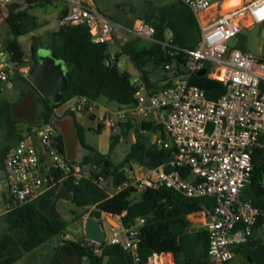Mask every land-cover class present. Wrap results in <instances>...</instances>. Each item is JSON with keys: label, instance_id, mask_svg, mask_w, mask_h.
Returning <instances> with one entry per match:
<instances>
[{"label": "built area", "instance_id": "1", "mask_svg": "<svg viewBox=\"0 0 264 264\" xmlns=\"http://www.w3.org/2000/svg\"><path fill=\"white\" fill-rule=\"evenodd\" d=\"M65 1L68 10L60 19V26H86L95 44H111L116 32L120 45L132 38L157 42L155 28L144 21L138 20L129 28L115 24L84 0ZM180 1L195 14L201 29L196 48L186 52V62L182 65L184 74L170 87L153 93L136 78L137 105L117 111L114 118L106 122L117 133L134 111L145 116L151 114L148 122L163 127L162 148L168 151L169 159L156 168L132 166L125 183L107 193L113 198L124 190L143 194L167 188L188 198L214 199L216 205L208 213L206 223L208 256L211 264H231L235 249L253 238L259 218L264 217L263 211L242 198L243 190L253 178L254 150L264 148V57L256 58L240 48L230 49L228 42L238 38L248 26L264 25V0L239 3L230 8H224V2L214 4L210 0ZM13 2L0 0V5ZM215 7L221 11L218 16L208 20L201 18ZM172 39L173 33L168 31V40L162 44L168 46ZM120 45L117 52H121ZM116 53L110 56L109 62L114 61ZM26 62L29 63L21 66L11 62L10 56L7 59L0 56V82L10 83V75L15 71L28 77L32 62ZM177 66V63L167 64L165 68L175 71ZM202 69H207V76L227 88L216 101L208 99L205 91L190 81ZM71 101H74L71 110L88 113L94 110L96 103L77 97ZM30 132L37 142L21 141L9 150L4 160L0 191H7L8 200L3 214L43 198L68 179L77 184L91 176L90 166L69 159L61 151L57 140L60 132L55 122L33 126ZM99 182L104 179L100 178ZM95 212H99L96 219L106 234L105 242L65 236L66 241L77 243L96 257L103 256L104 247L119 246L139 263L141 228L145 220L127 227L123 222L125 212L114 214L91 206L83 210L84 223ZM160 255L154 254L150 262Z\"/></svg>", "mask_w": 264, "mask_h": 264}, {"label": "trees", "instance_id": "2", "mask_svg": "<svg viewBox=\"0 0 264 264\" xmlns=\"http://www.w3.org/2000/svg\"><path fill=\"white\" fill-rule=\"evenodd\" d=\"M55 0H26L16 10L10 9V4L5 5L7 10L6 23L12 38L3 42L10 60L18 65H24L27 57L19 37L37 32L41 25L31 11L53 5ZM137 18L155 28L154 39L157 42H148L140 38H132L127 43L120 45L121 52L115 54L113 62L110 60L109 44H95L92 34L84 25L61 26L57 32L50 33L49 40L42 35H33L31 40L30 58L32 67L39 63L41 53L51 54L57 61L64 63L67 77L70 81L68 92L64 95L63 102L59 105L52 104L42 97L31 85L28 77L18 71L10 75V83L20 90V99L11 102L0 98V136L8 140H24L17 126L20 123L38 126L55 122V110L73 98H87L97 102L105 98L121 107L137 105L138 78L147 87L150 93L168 88L182 76V65L186 62V52L196 48L201 39V29L195 14L180 0L170 4L157 5L152 1H145L133 9ZM2 7L0 5V12ZM67 13V12H66ZM66 15V14H65ZM63 18V17H62ZM115 24L124 25L117 17L110 18ZM168 31L173 33V39L168 46L162 43L168 40ZM242 42L240 49L246 51V38L239 35ZM127 56L130 62L140 72V77L132 76L128 67L122 69L120 57ZM177 63L175 71H167V64ZM161 69L172 77L165 76L163 80H156L154 72ZM209 70V69H208ZM191 83L203 89L210 100H218L227 90L226 86L209 76L199 77L193 75ZM2 92L0 86V93ZM30 101L32 109L26 116L19 115L22 104ZM25 108H22V110ZM32 114V117H31ZM67 115L74 116V111L69 110ZM79 142L86 154L81 159V165L91 167V176L77 184L66 180L63 185L73 194V203L76 208L84 210L96 206L97 209L114 214L126 213L124 224L129 227L144 219L141 228L140 262L135 263L131 254L119 246L104 247L103 256H93L89 251L81 248L77 243L65 241L72 245L78 254L76 264H149L154 254L170 252L176 264H211L208 256L209 237L206 229L197 232L190 231L189 215L198 211L211 212L215 208L212 198H188L174 190L161 188L148 190L140 199H131L132 190H124L113 198H109L108 190L122 186L132 164L144 166V156L148 148L152 147L163 153V162L169 159L168 151L158 148L165 140L162 126L151 122H142L137 130L135 143L120 163H115L110 154H103L89 146L85 140V130L75 122ZM122 134H127L133 126L120 125ZM102 125L99 126L101 130ZM31 130V128H30ZM161 138L154 144L150 143L145 134L153 133ZM122 134L111 137V149L119 143ZM125 134V135H126ZM61 151L64 153L62 135L57 138ZM264 142V137L262 138ZM11 146L0 151V170ZM254 173L251 182L243 190L242 198L251 201L258 209L264 212V148H256L253 153ZM185 175H187L185 173ZM104 182L100 183L99 179ZM58 189L43 196L53 197ZM40 200V199H39ZM36 200L24 207L2 215L6 225L0 236V264H17L27 254L34 252L41 246L49 243L54 237L64 235L68 231L70 222L64 219H49L38 210ZM95 212L92 218H98ZM264 225V217H260L256 228ZM85 238V237H84ZM62 247L56 249L55 257L51 264H66L60 257ZM235 254L241 256L246 264H264V243L251 240L238 246ZM107 259V263L104 260Z\"/></svg>", "mask_w": 264, "mask_h": 264}, {"label": "rangeland", "instance_id": "3", "mask_svg": "<svg viewBox=\"0 0 264 264\" xmlns=\"http://www.w3.org/2000/svg\"><path fill=\"white\" fill-rule=\"evenodd\" d=\"M19 1L21 4H25L26 0H14V2ZM86 3L92 4L93 6L97 7L104 15H106L109 18L117 17L121 20V22L124 25L127 26H134L136 22L139 20L137 18L136 11H134V7H137V5L142 4L145 1H152L157 5H164V4H170L173 2H176L177 0H84ZM211 2H217L219 0H210ZM2 11L0 12V44H3V42L10 38V30L6 23V17H7V10L5 6L1 5ZM53 10L52 8L48 9V12L42 11V9H37L35 12H32L33 15L38 16L42 20H50L52 33L57 32L60 29V22L55 19V13L51 12ZM50 11V12H49ZM38 13V15H37ZM264 25L256 24L251 28L245 29L243 31V35L246 38V52L253 55L256 58H262L264 57V35H263ZM42 35L45 37V40H49L50 38V32L38 30L37 32L30 33L28 35L22 36L18 38V41L21 43L23 50L28 55L27 58L30 62H32L30 58V52H31V44H32V36L33 35ZM112 43L120 45L119 40V33L116 32L114 36V41ZM241 41L239 38L232 39L228 42V46L230 49H236L240 48ZM110 45V44H109ZM113 48V47H112ZM117 52V51H116ZM115 52V53H116ZM112 55V54H111ZM29 62H26L24 65H27ZM31 67V66H30ZM172 77L171 74L165 73L161 69H158L154 72V78L156 80H163L164 77ZM0 86L2 89V92L0 93V98H6L11 102H14L18 100L20 97V90L16 88L15 86L11 85L10 88L7 87L6 83H1ZM14 92V94H13ZM12 93V94H11ZM110 103L112 107L116 106L117 104L114 102H109L105 98H102L99 100V102L96 104V109H99L101 106V103ZM22 108H25L22 110ZM21 111H19V115L26 116L32 109L34 110L32 103L30 101H27L25 104H22ZM95 109V110H96ZM115 113L111 112H103L101 115L94 121L91 120L88 116L84 118L83 126L84 130L87 133V141L89 144L93 143L94 141H97V149L99 152L103 154H110L112 159L115 163H120L123 161V159L126 157L128 152L131 149V145L133 140L136 139L137 130L136 128L139 127L140 123L139 121L135 120V124L131 129H129L128 133L122 134L121 136L122 140L119 144H117L114 149H111V137L113 134L119 135L120 129L117 133L113 132L110 127L106 125V122L109 119L114 118ZM66 116H69L66 114ZM32 117V114H31ZM104 120V121H103ZM103 123L105 126V129L101 130V132H97L98 130V123ZM22 124H28L26 121ZM58 124H61V122H58ZM66 128V127H65ZM91 128L92 131L89 130ZM61 129L59 128V132ZM64 134L66 135L68 142L72 146L77 145V138L70 132V130L63 129ZM61 133V132H60ZM62 134V133H61ZM60 134V135H61ZM150 139V143L154 144L156 141H158V136L156 134H145ZM161 143V142H160ZM158 144V148L162 149V145ZM82 149V148H81ZM84 152V155L86 154V151L84 149L81 150ZM81 154V152H80ZM68 156V152L66 153ZM82 158H80L79 161H81ZM132 166L140 167L141 165L133 163ZM141 193H132L131 199H140ZM2 203L0 202V236L4 232L6 225L2 219L3 210H2ZM58 211L61 213V215L68 221H78L81 226H84V221L82 218L83 210L76 208V206L71 202H59ZM264 231V229H263ZM66 234L73 236H83V232H73L71 230H68L64 235H58L54 237L49 243L41 246L37 250H35L32 253L27 254L21 261H19L17 264H51V260L55 257L56 249L58 247H62V245L65 243ZM60 257L66 264H72L75 262L74 257L70 253L69 250H65L62 248L60 251Z\"/></svg>", "mask_w": 264, "mask_h": 264}, {"label": "crops", "instance_id": "4", "mask_svg": "<svg viewBox=\"0 0 264 264\" xmlns=\"http://www.w3.org/2000/svg\"><path fill=\"white\" fill-rule=\"evenodd\" d=\"M250 1H253V0H237L234 3H230V2H232V0H219V1L213 2V3L214 4H218L219 2H224V8H230V7H233V6H235V5L239 4V3H248ZM16 3H19V1H16ZM19 4L22 5L21 3H19ZM49 8L53 9V10H51V12L55 13V19H57L59 22H60V19L66 14V12L68 10V6H67V3H66L65 0H55L53 2V5H50V6L45 7V8H40V9H42V11L48 12ZM32 12H35V10L31 11V13ZM220 13H221V11L217 7H215L211 11L203 13L201 15V18L203 20H208V19H210V17L211 18L212 17H216ZM37 15H38V13H37ZM36 17L38 19V22L41 25V28L39 30L47 31V32L52 33L50 20H42L39 17V15L36 16ZM253 26H248V27L244 28V30L248 29V28H251ZM241 35H243V33ZM10 38H12L11 35H10ZM118 48H119V46L117 44L111 43L109 45L110 54L115 53L118 50ZM0 56L4 57L5 59H7L9 57V54L6 52L3 44H0ZM27 56L28 55L26 54V57ZM28 60L29 59L27 58V61ZM130 63L131 62H130V60H129V58L127 56L123 55V56L120 57V64L122 66V69L127 68ZM6 84H7L8 88H10L11 85H12L11 83H6ZM13 94H14V92H13ZM20 97L18 98V100L20 99ZM18 100L14 101V102H17ZM73 102L74 101L70 100V101L66 102L65 104H63L62 106H60L59 108H57L55 110V120L56 121L58 120L59 122H61L63 124V126L61 125V128H60L61 129L60 132L62 134L61 133L60 134L62 135V139H63L64 154L66 155V153L68 152V156L67 155L66 156L69 159L81 162L79 160H80V158H82L84 156V152L81 151L83 148H82V146H81V144L79 142L77 128L75 127V122L84 129L83 121H84V118L86 116H88L91 120L95 121L101 115V113H103V112L104 113L105 112L116 113L117 111L125 110L126 107H121L118 104L116 106L112 107L110 105V103H105V102L103 103L102 102L100 108L96 109V104L99 102V101H97L94 104L95 105V107L93 108L94 110L92 112H90V113H88L86 111L74 110V116H66L67 112L72 109L71 104ZM147 107H148V103L145 104V108H147ZM151 117H152L151 114H149V116H145L144 113H142L140 111H136V112L134 111V113H132V115L128 117L127 121L122 123V126H127L126 129H129L130 125L133 126L135 124V122H134L135 120H137V121L140 120L139 122L142 123L144 121H149ZM31 125L32 124H30V123H28V124L20 123V124H18L17 128H18L19 132L21 133V135L23 136L24 140H26L27 142L36 143L37 142L36 136L31 134V132H30ZM100 125H102V127H103L101 130L105 129V126L103 125L102 122L98 123L97 132H101V130L99 129ZM63 129H66L67 131L70 130V132L77 138V145L76 146L70 145L66 135L63 132ZM89 130L92 131L91 128H89ZM84 134H85L86 143L89 146H91V147L95 148L96 150H98L97 149V141H94L93 143L89 144L88 141H87V133H86V131H85ZM119 134H122V130H120ZM146 134H149V133H146ZM158 139H160V138L158 137ZM121 140H122V138L120 139V141ZM135 140H133L132 145L135 143ZM120 141H119V143H120ZM17 145H18V140L14 139V140L11 141V140H8L4 135L0 136V151L4 152L6 147L11 146V148H13V147H15ZM80 152H81V154H80ZM3 166H4V163H3ZM133 167L134 168H139V167H135V166H133ZM190 179L194 180V177L190 176ZM3 180H4V168L0 170V184L3 183ZM7 195L8 194H7V191L5 189L0 191V202L3 205L2 210H3L4 206H5V204L7 203V200H8V196ZM207 217H208V212H206V211H198L196 213H193V214L189 215L188 218H189V221H190V231L197 232L199 230L206 229ZM263 229H264V225L256 228V230L254 231V240L264 243V231H263ZM66 236H68V237H70L72 239L85 237L84 232H83V236H73V237H71L68 234H66ZM62 248L65 249V250L67 249V250L70 251V253L72 254V256L75 259L74 260L75 262H73L72 264H76L77 261H78V254L76 253L75 248L72 245L67 244V243H64L62 245ZM104 263H107V259L104 260ZM150 264H176V263H175V259H174L173 254L170 253V252H167V253L161 254L159 258H156L155 260L151 261ZM231 264H246V263H245L244 259L241 256L235 254L234 260L232 261Z\"/></svg>", "mask_w": 264, "mask_h": 264}, {"label": "water", "instance_id": "5", "mask_svg": "<svg viewBox=\"0 0 264 264\" xmlns=\"http://www.w3.org/2000/svg\"><path fill=\"white\" fill-rule=\"evenodd\" d=\"M19 6V3L13 2L10 4V9L16 10ZM128 71L132 76L140 77V72L132 63L129 64ZM207 73V69H202L197 72V76L205 77ZM28 80L42 97L48 99L54 105H59L63 102L64 95L68 92L70 87V81L67 77L64 63L57 61L49 53H41L39 55V63L30 70ZM161 135L162 132L159 133L158 137L161 138ZM162 161L163 153L161 151L152 147L147 149L144 156L145 167L156 168ZM73 199V194L62 185L53 197L41 198L38 201L37 207L38 210L49 219H64L58 211L57 206L61 201L72 202ZM68 230L73 232H84L86 238L100 244H103L106 240V234L102 229V225L96 218H89L84 223V226H81L78 221H73L68 226Z\"/></svg>", "mask_w": 264, "mask_h": 264}, {"label": "flooded vegetation", "instance_id": "6", "mask_svg": "<svg viewBox=\"0 0 264 264\" xmlns=\"http://www.w3.org/2000/svg\"><path fill=\"white\" fill-rule=\"evenodd\" d=\"M69 119H70V118H69ZM58 122H59V121L57 120V121L55 122V124H56V126L58 127V129H59V128H61V124H58ZM62 126H63V124H62Z\"/></svg>", "mask_w": 264, "mask_h": 264}, {"label": "bare ground", "instance_id": "7", "mask_svg": "<svg viewBox=\"0 0 264 264\" xmlns=\"http://www.w3.org/2000/svg\"><path fill=\"white\" fill-rule=\"evenodd\" d=\"M237 0H232V2H230V3H234V2H236Z\"/></svg>", "mask_w": 264, "mask_h": 264}]
</instances>
